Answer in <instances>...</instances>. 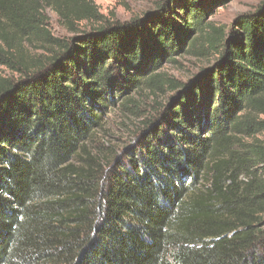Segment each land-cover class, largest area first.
Here are the masks:
<instances>
[{"label":"trees","instance_id":"1","mask_svg":"<svg viewBox=\"0 0 264 264\" xmlns=\"http://www.w3.org/2000/svg\"><path fill=\"white\" fill-rule=\"evenodd\" d=\"M168 1L119 22L0 0V264H264V0L231 28L207 19L227 0ZM47 9L90 28L54 38ZM183 54L216 62L158 71ZM163 91L136 148L95 145L107 113Z\"/></svg>","mask_w":264,"mask_h":264},{"label":"rangeland","instance_id":"2","mask_svg":"<svg viewBox=\"0 0 264 264\" xmlns=\"http://www.w3.org/2000/svg\"><path fill=\"white\" fill-rule=\"evenodd\" d=\"M168 0H93L99 13L107 20H117L119 22H128L133 18H141L155 13L161 5ZM174 0H169L172 3ZM202 1L203 0H196ZM263 0H227L218 7H213L210 13H207V19L212 20L215 24L225 25L228 28L234 23L238 15H248L253 13L257 6ZM48 18L47 28L54 38L65 39L69 37H79L83 32L88 31L90 24L83 21L77 26V31H69L63 25L59 17L51 10L46 11ZM235 26V24H234ZM43 49L39 48L35 53L44 54ZM177 62H165L158 70L165 72L173 79L188 81L199 73L201 69L211 67L216 62V57L208 56L199 58L188 54H183L176 57ZM0 75L5 77L16 76L5 67L0 66ZM159 92L157 95L136 94L138 106L131 107L130 110H120L115 108L107 113L103 119V128L98 130L95 141L96 146L103 144L105 151L108 153H116L117 155L123 152L136 148L141 136L144 134L142 122L146 119L152 121L150 127L157 123L161 110L152 108L154 101L165 103L171 92ZM174 95V94H173ZM148 127V129L150 128ZM142 129V130H141ZM93 145V147H95ZM92 147V146H91Z\"/></svg>","mask_w":264,"mask_h":264}]
</instances>
